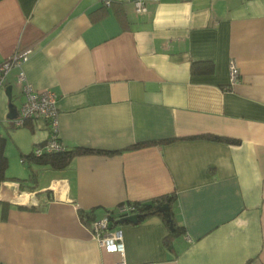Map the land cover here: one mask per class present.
<instances>
[{
  "label": "crops",
  "instance_id": "crops-1",
  "mask_svg": "<svg viewBox=\"0 0 264 264\" xmlns=\"http://www.w3.org/2000/svg\"><path fill=\"white\" fill-rule=\"evenodd\" d=\"M104 1L0 0V63L28 50L0 84L5 153L27 164L7 163L0 180V263L115 264L122 256L98 243L92 220L170 195L182 231L169 236L155 213L114 225L127 264H264V0H144L141 13L134 0ZM24 82L57 93L67 147L117 151L30 165L22 154L48 127L6 117L5 86L19 112ZM199 134L238 141L188 137Z\"/></svg>",
  "mask_w": 264,
  "mask_h": 264
},
{
  "label": "built area",
  "instance_id": "built-area-1",
  "mask_svg": "<svg viewBox=\"0 0 264 264\" xmlns=\"http://www.w3.org/2000/svg\"><path fill=\"white\" fill-rule=\"evenodd\" d=\"M134 9L136 12H143L146 9L144 0H134ZM28 50H18L12 55L7 57L0 63V84L4 78L5 73L10 69L12 65L21 64L27 59ZM230 80L234 82L238 78L239 70L233 61L229 65ZM24 78L21 72L18 75V81L22 83ZM24 94V101L19 107L18 115L13 118L15 125H23L26 121L35 118H43L48 127V137L44 143V147L47 150H58L62 147L61 141H58V106L57 93L50 88L35 89L29 83L24 82L22 85ZM40 146L35 147V151H40ZM123 213H134L133 206H121L118 208ZM92 230L98 243L103 247H112L121 256V260L115 264H127L123 259L124 255V242L123 233L121 227L108 226V217L105 214L103 217L92 220ZM3 264V263H0ZM143 264H157L156 262H146Z\"/></svg>",
  "mask_w": 264,
  "mask_h": 264
},
{
  "label": "trees",
  "instance_id": "trees-1",
  "mask_svg": "<svg viewBox=\"0 0 264 264\" xmlns=\"http://www.w3.org/2000/svg\"><path fill=\"white\" fill-rule=\"evenodd\" d=\"M111 0H106L104 1V4L110 3ZM104 9V5L102 7H99V9L96 10L95 16H97V11L102 12ZM120 18H124L125 14L121 9L118 10ZM195 64L192 63V69ZM190 138L192 137H208L212 139H217V140H227L230 142H237L238 139L236 138H230L228 136L224 135H217V134H199V135H192L188 136ZM58 141H61L59 139V136L57 137ZM174 138H163V139H157V140H145V141H139L136 142L132 145V148L134 147H139V146H144L152 143H157V142H168L173 140ZM46 139L39 141L36 143V146H40V151L36 152L35 147L32 148L29 152L22 154V158L27 159L30 162V165L32 163H37V164H42V165H47L51 168L54 169H62L65 168L66 166L69 165L70 160L80 154H85V153H90V152H98V153H106V154H112L115 153L117 150L115 149H100V148H91V147H84V146H79V145H73L70 147H67L62 141V147L58 150H47L43 145L45 143ZM4 142H5V137L0 135V180L5 178V173L4 170L7 165V155L5 153L4 149ZM30 177L32 179H35V172L31 170ZM172 200V196L170 195H165V196H159L155 197L149 201H123L121 203H118L116 207L114 208H109L107 209V217H108V226L110 228L114 227L116 224V219L120 217V214L123 212H120L118 210L119 207L127 205V206H133L135 212L139 213L140 215V220L143 219L145 216L155 213L159 214L163 217V219L166 221V223L169 225V222L166 220V216L163 212L158 211V206L162 203L167 202L170 206ZM82 212V211H81ZM169 213L171 216V211L169 209ZM86 215H89V212L86 211ZM139 220V221H140ZM173 223V230L169 232V236H172L173 234L182 231V226Z\"/></svg>",
  "mask_w": 264,
  "mask_h": 264
},
{
  "label": "water",
  "instance_id": "water-1",
  "mask_svg": "<svg viewBox=\"0 0 264 264\" xmlns=\"http://www.w3.org/2000/svg\"><path fill=\"white\" fill-rule=\"evenodd\" d=\"M5 93L8 97V111L6 117L8 119H13L17 116L18 108L17 104L12 99V84H7L5 86ZM158 211H161L165 214L166 220L169 222V228L173 230L172 217L170 216L169 209L170 206L167 202L162 203L158 206ZM140 220V215L137 212L134 213H121L120 217L116 219V223L131 222L137 223Z\"/></svg>",
  "mask_w": 264,
  "mask_h": 264
},
{
  "label": "rangeland",
  "instance_id": "rangeland-1",
  "mask_svg": "<svg viewBox=\"0 0 264 264\" xmlns=\"http://www.w3.org/2000/svg\"><path fill=\"white\" fill-rule=\"evenodd\" d=\"M14 101L18 104L20 102V99L15 98ZM9 130H12V128L10 127ZM0 132L3 133L2 134L3 136H5L7 139H9L7 136V133H6L7 132L6 129L3 131L1 130ZM6 152H8V151H6ZM15 152L12 153V148H11L10 152L6 153L8 156V165H10L9 168H11L13 166H14V168H18V169H23V167H24V169L27 168L26 162L21 160L18 152H16V153ZM8 171H9V169L6 172H8Z\"/></svg>",
  "mask_w": 264,
  "mask_h": 264
}]
</instances>
